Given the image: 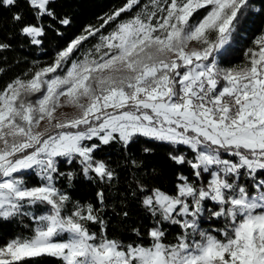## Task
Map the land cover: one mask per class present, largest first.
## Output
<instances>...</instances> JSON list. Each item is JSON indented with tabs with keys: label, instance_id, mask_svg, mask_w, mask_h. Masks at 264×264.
Segmentation results:
<instances>
[{
	"label": "snow or ice",
	"instance_id": "6c2138e0",
	"mask_svg": "<svg viewBox=\"0 0 264 264\" xmlns=\"http://www.w3.org/2000/svg\"><path fill=\"white\" fill-rule=\"evenodd\" d=\"M56 2L0 7L26 5L35 23L22 10L11 23L39 46L48 30L62 35L56 25L72 23ZM252 11L261 9L251 0H126L51 64L0 90V222L34 225L0 245V264H264V32L241 64L221 67ZM90 38L98 42L77 56ZM11 47L0 41V53ZM140 138L186 146L191 156L168 159L190 171L176 174L173 192L134 178L119 194L111 205L119 219L130 217L131 202L151 219L125 242L102 215L118 177L101 154L113 144L127 154ZM78 181L96 187L95 203L69 195ZM171 226L179 232L169 240Z\"/></svg>",
	"mask_w": 264,
	"mask_h": 264
},
{
	"label": "trees",
	"instance_id": "16d2710c",
	"mask_svg": "<svg viewBox=\"0 0 264 264\" xmlns=\"http://www.w3.org/2000/svg\"><path fill=\"white\" fill-rule=\"evenodd\" d=\"M149 0H141V3H148ZM254 9H261V11H252L250 16L246 19L244 30L242 34L235 38L231 50L226 57L221 61V67H231L241 64L245 60V52L248 48L253 47L252 41L264 32V8H262L260 0H251ZM126 0H57L53 5L58 15H67L72 23L66 27L56 25L62 35H57L52 30L47 31V35L43 37L42 45H33L29 37L19 34L18 28L20 25L13 26L11 23V15L13 11H24L27 16V21L35 23L31 16L30 10L26 5L22 4L20 9H12L0 7V41L8 42L12 47L0 53V68L4 71L0 73V90L14 80L16 77L28 79L31 75L30 70H36L46 64H51L56 54L61 49L65 48L73 39L84 33V30L89 26L99 27L103 23V18L110 15L116 9L122 7ZM132 13L122 14L123 19L129 18ZM50 21L45 18V23ZM114 25L102 29L105 34L112 30ZM98 40L90 38L81 48V51L76 55L81 56L84 51L92 48ZM35 62V63H34ZM25 73H28L26 76ZM147 147L152 149L151 152L145 153L143 149ZM179 152L187 153L191 156L192 153L186 146H177L176 149L172 145L162 142L150 141L145 138H140L138 142L132 144L128 149V153L118 144H113L105 148L101 155L108 159L112 167L117 173L118 180L113 183L116 185L112 191V197L109 198V207L102 213L103 217L109 223V235L125 242L136 240L135 235L131 232L134 227L142 228L146 232L147 227L151 225L150 217L140 210L135 202H131L127 210L130 212V217L127 220L119 219L111 205L118 201L121 196L120 193L129 191L128 185L135 187L134 178L141 180L150 185L161 187L168 192L174 191V184L176 182V174L180 171L185 173L190 169L174 164L168 159V153L174 154ZM135 159L142 163L141 168L133 167L129 161ZM62 170L68 171L70 166L66 164L61 165ZM156 169L153 174L152 170ZM32 183H37L38 178L34 175L31 178ZM63 183V182H62ZM96 187L87 182L78 181L74 186L68 188L67 191L73 200H78L81 203L91 201L95 203ZM122 209L116 203L115 212H121ZM210 222H205L202 226L209 227ZM213 227L219 225L213 224ZM34 225L32 222L24 218L23 220H14L9 222H0V245L15 238L18 235H31ZM94 231H99L97 225H90ZM179 232L176 226H171L168 229V239ZM144 243H148L145 238ZM41 264H58L53 258L43 257L39 258Z\"/></svg>",
	"mask_w": 264,
	"mask_h": 264
}]
</instances>
